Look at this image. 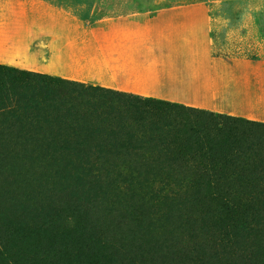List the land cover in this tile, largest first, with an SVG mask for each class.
<instances>
[{
  "label": "rangeland",
  "instance_id": "374dc122",
  "mask_svg": "<svg viewBox=\"0 0 264 264\" xmlns=\"http://www.w3.org/2000/svg\"><path fill=\"white\" fill-rule=\"evenodd\" d=\"M0 67L264 124V0H0ZM7 109L0 264H264V205L194 200L142 173L156 154H76Z\"/></svg>",
  "mask_w": 264,
  "mask_h": 264
},
{
  "label": "trees",
  "instance_id": "16d2710c",
  "mask_svg": "<svg viewBox=\"0 0 264 264\" xmlns=\"http://www.w3.org/2000/svg\"><path fill=\"white\" fill-rule=\"evenodd\" d=\"M12 106L15 120L20 115L75 136L67 151L156 154L142 173L167 169L176 186L192 189L194 200L264 205L262 123L0 67V110L9 114Z\"/></svg>",
  "mask_w": 264,
  "mask_h": 264
},
{
  "label": "crops",
  "instance_id": "0c3cea01",
  "mask_svg": "<svg viewBox=\"0 0 264 264\" xmlns=\"http://www.w3.org/2000/svg\"><path fill=\"white\" fill-rule=\"evenodd\" d=\"M238 28V27H237ZM254 28L256 29V30H259L258 28H256V27H246L245 29H248V30H254ZM210 31L213 29V28H208ZM239 29L240 30H242V29H244L243 27L241 28V27H239ZM220 30H225V31H227V30H231L232 31V29H230V28H228V27H224L223 29H220ZM196 37H194V40H196L195 39ZM211 40L212 41H214L215 39L214 38H212V36H211ZM253 59V58H252ZM241 67H242V69H243V65H240Z\"/></svg>",
  "mask_w": 264,
  "mask_h": 264
}]
</instances>
